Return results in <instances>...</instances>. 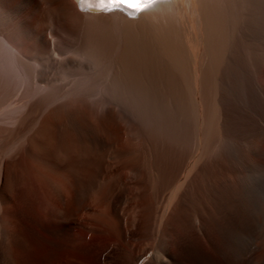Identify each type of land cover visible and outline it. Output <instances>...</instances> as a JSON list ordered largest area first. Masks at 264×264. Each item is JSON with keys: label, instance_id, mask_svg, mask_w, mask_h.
Masks as SVG:
<instances>
[{"label": "rangeland", "instance_id": "374dc122", "mask_svg": "<svg viewBox=\"0 0 264 264\" xmlns=\"http://www.w3.org/2000/svg\"><path fill=\"white\" fill-rule=\"evenodd\" d=\"M0 1L3 9L8 12L6 17L0 18L1 257L7 260H4L6 264H36L28 262L29 258L35 256L36 251H40L43 258L48 257L58 242L57 232H65L67 224L57 215L59 207L46 194L42 184L47 183L48 193L52 192V183H58L59 187L62 185L60 188L65 198L80 199L82 204L85 201V204L94 208L102 197L109 195L118 166L123 167L124 181L136 186L133 191L122 193L130 197V202L124 198L128 203L123 201L124 203L119 204L120 211L131 206L136 209L137 221L132 229L135 236L128 242L135 253L140 247L151 252L157 247V236L141 235L149 201L153 198V210L158 213L170 196L171 189L179 182L177 180L171 188L155 196V187L159 178L165 175L163 172L170 175L169 173H175L170 170L176 167V171L178 167H182V175L185 168H189L194 162L193 159L202 146L198 138L201 127L196 123L195 117L199 111L202 114L205 111L204 116L207 117L209 103L204 105L203 102L204 106H200L182 99L180 86L178 88L174 85L173 88L171 85L176 94L174 95L158 64L154 63V71L153 67H146L148 62L145 64V61H136L135 64L144 63L145 66L139 65L137 68L136 65L134 70L132 63L130 65L123 60L125 33L128 35L129 32H136L138 23H133V26L125 25V21L120 20L119 16L113 17L114 15L113 18H104L101 22L99 19V23L97 18L93 22L95 18L76 12L72 0ZM109 12L114 11L106 13ZM122 14L131 19V16ZM133 17L132 19H136L137 15ZM83 54L90 60L84 59ZM152 71L155 73L152 74ZM262 72L264 74V69ZM262 80L264 81V77ZM260 100L262 108L257 110L250 105L252 109L247 112L256 120L264 118V95ZM216 105H219V116L216 118L215 128L213 127L214 137L212 135L208 139L207 149L203 153L208 156H202V162L221 163L224 160L222 154L227 148H238L249 169L253 171L248 170L252 176L249 175V191L258 205H264V174L255 171L261 165L256 168L260 162L250 152L253 144L264 146V143L261 144L263 141L260 133L252 130L249 133L237 132L238 135L229 134L224 125L226 108L218 102ZM56 111H59L57 116L63 114L62 119L59 115L61 120L58 117L57 122L50 125L52 127L46 126L45 122ZM112 111V117L116 118L108 121L107 113ZM227 115L231 117L230 114ZM249 161H253L255 167ZM92 165L95 167L92 168ZM101 166L110 167V170L107 172ZM131 166H138L139 170L132 176L128 172ZM98 167L105 170L100 169L101 175L97 174ZM56 171L63 172L66 176L58 175ZM95 173L100 176L97 177V182H93ZM199 188L194 189L193 194L195 193V200L202 199L198 201L202 204L206 194L203 188ZM196 190L198 193L201 190L202 194H198ZM103 205L105 209L103 207L102 212L111 213L109 209L114 211L108 205ZM60 209L68 216L67 204L61 205ZM113 222L111 221L112 225ZM69 226V229L76 228L74 231L77 232L76 224L70 223ZM89 230L88 233L85 232L88 238L83 240L85 244L93 247V252L98 251L97 254L102 253L112 242L124 243L114 237L110 239L105 235L97 236ZM3 231L8 238L5 242ZM6 242L8 243L5 246ZM180 253L184 255L183 249H180ZM121 258L122 252H118L113 264H129ZM147 259L148 255L143 256L140 264ZM1 263L4 264L0 261Z\"/></svg>", "mask_w": 264, "mask_h": 264}, {"label": "bare ground", "instance_id": "6f19581e", "mask_svg": "<svg viewBox=\"0 0 264 264\" xmlns=\"http://www.w3.org/2000/svg\"><path fill=\"white\" fill-rule=\"evenodd\" d=\"M72 1L76 12L79 15L95 18V20L92 18L93 22L98 19L99 23V19L101 22L104 18L106 20L108 17L119 16L120 20L126 22L125 25L133 26V23H138L136 32H129L130 35L125 33L126 40L123 48L125 58L122 57V59L128 64L132 63L134 70L136 65H138L137 68L139 65L145 66L144 63L135 64L136 61L138 63L145 61V64L148 62L146 67H153L154 71H156L154 63L158 64L161 73L164 74H162L164 80L170 83V89L171 85L173 88L174 85L178 88L180 86V93L184 97L182 99H187L200 106L209 103L208 115L206 117L204 116L205 111H202L203 114L199 111L195 117L196 123L201 127L198 138H200L202 146L201 152L198 150V155L193 159L194 162H190L191 166L186 167L185 170H187H184L182 175V167H178L179 169L176 171H174L176 167L170 170V172H175L169 173L170 175L168 172H163L164 176L157 169L162 173L160 174L162 177L159 178L156 187L154 186L155 196H159L171 188L175 182L177 183V180L179 182L171 189L170 196L158 213L157 211L154 213L153 198L149 201V209L142 223L141 235H156L158 244L155 249L147 252L145 247H140V250L135 253L128 242L131 237L135 236L132 229L136 226V209L130 205L129 209L120 211L119 204L128 203L130 197L123 194L133 191L136 186L127 184L122 178V175H125L123 167L118 166L117 168L116 166L115 182L109 188V195L102 197L99 202L97 200L98 203L94 208H91L90 204H85V201L82 204L80 199L68 200L65 198V194L60 188L62 185L59 187L58 183H52L51 187L47 185L51 188L50 194L47 193L49 190L46 188L47 183L41 185L46 194L59 207L57 215L65 221L67 227H65V232H57L58 242L48 257L43 258L40 251H36V255L30 257L28 262L36 264H58L59 262L62 264H113L116 260L115 255L122 252L123 258L121 259L129 264H138L146 255H148V259L143 264H264V205L263 203L258 205L249 191L251 187L249 175L253 171L249 169L243 154L237 150L238 148L230 146L222 154L224 160H221V163L202 162L203 153L207 149L210 137L214 134L213 127L219 116L217 102L226 108L224 125L229 134L235 135L240 131L249 133L252 130H258L260 139L263 141L261 144L264 143V118L256 120L247 113L252 109H250V105L255 106V109L261 107L260 98L264 95V81L262 80L264 77L262 72L264 69V0H157L154 3L147 0L145 4H140L136 0H126L125 4L129 6H147L137 14L121 9V12L131 16V19L124 16L119 10H114L121 6L114 8V12L106 13L107 11L100 10L95 6V0H92L93 8L91 10L87 7L82 8L78 0ZM105 2H110V0H100V3ZM3 7L0 1V18L8 15ZM134 15H137L136 19H132ZM88 60L90 59L88 58ZM174 95L176 94L174 93ZM58 112L51 115L45 122L46 126L55 124L59 115L61 116V114L57 116ZM112 113L114 111L107 113L108 121L111 118H116L112 117ZM227 113L231 117H228ZM61 119L59 117L58 120ZM74 120H76L75 117ZM114 120L111 119V121ZM46 129L48 130V127ZM252 134L254 135V133ZM48 138L52 141L50 136ZM250 152L260 162L256 168L260 165L262 168L264 146L253 144ZM206 155L208 156V154ZM257 161L255 159V162ZM249 162L251 163V161ZM252 163L253 167L254 163ZM93 167L95 165H92ZM101 167L97 169L99 175H101V171H105L102 168L107 169V172L110 170V167ZM162 167L164 168L163 164ZM162 167L160 168L164 171ZM137 168L138 166L129 168L128 172L131 176L138 173ZM260 168L255 171L264 174L262 171L264 168L262 170ZM59 170L61 171V169ZM57 172L55 173L57 174ZM58 173V175H65V173L62 174L63 172ZM97 174L93 177V182L98 180L97 177H100ZM214 179L217 181H213ZM199 187L203 188L202 190L206 194V199L202 204L198 202L202 199L195 200V193L193 194V190ZM118 190H120L119 193L114 194ZM200 191L198 193L196 190L198 194H202ZM76 192L79 194L78 190ZM152 193L150 194L152 195ZM124 198L128 201H125ZM197 198L202 197L197 196ZM66 204L69 209L68 216L64 215L63 210L60 209L61 205ZM103 204L113 208L114 211L108 208L113 213L102 212ZM92 205L94 204L92 203ZM57 215L56 217H58ZM111 221H114V225L111 224ZM70 223L77 225V232L74 231L76 228L69 229ZM89 228L91 233L93 232L97 236L114 237L124 243L112 242V245L97 254L98 251L94 250L95 252H93V247L91 248L84 241L88 238ZM7 239V234L3 231V242ZM7 243H4L5 246ZM180 249H183V256ZM2 253H4L3 250ZM4 260L0 255V261L6 264L7 260Z\"/></svg>", "mask_w": 264, "mask_h": 264}, {"label": "snow or ice", "instance_id": "6c2138e0", "mask_svg": "<svg viewBox=\"0 0 264 264\" xmlns=\"http://www.w3.org/2000/svg\"><path fill=\"white\" fill-rule=\"evenodd\" d=\"M82 8L87 7L88 9L93 8L92 0H78ZM126 0H110V2L100 3V0H95V6L103 11H112L114 8L124 6ZM131 7V5H130ZM144 10V6H137L135 11L140 12Z\"/></svg>", "mask_w": 264, "mask_h": 264}]
</instances>
